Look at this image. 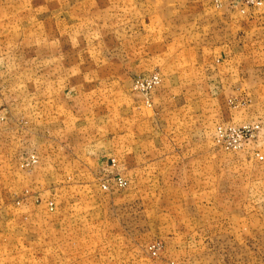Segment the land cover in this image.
<instances>
[{
	"label": "rangeland",
	"instance_id": "rangeland-1",
	"mask_svg": "<svg viewBox=\"0 0 264 264\" xmlns=\"http://www.w3.org/2000/svg\"><path fill=\"white\" fill-rule=\"evenodd\" d=\"M1 1L0 264H264V0Z\"/></svg>",
	"mask_w": 264,
	"mask_h": 264
},
{
	"label": "crops",
	"instance_id": "crops-1",
	"mask_svg": "<svg viewBox=\"0 0 264 264\" xmlns=\"http://www.w3.org/2000/svg\"><path fill=\"white\" fill-rule=\"evenodd\" d=\"M1 2L2 1L0 0V6L1 5L3 6L6 4L5 2H2V4H1ZM10 6H12L11 2L7 0V12H8L7 14L10 13ZM216 17H218V18L215 20V23L219 26V15H217ZM7 21H9V20H7ZM7 21H6V23L4 21V23L1 24V27H8V29H9V27H11V24H10V22H7ZM262 23H264V22H262ZM234 30H236V29H232V35L235 36L237 34V31H234ZM249 31L251 32V35H255V37H249L248 42H249L250 46L248 47L247 52L240 50V49H238V50L229 49L227 51L222 52L221 53L222 55H220V58L221 59H230V60H250L253 62V65H254V69L251 70L253 72V75L254 76H256V75L257 76H261V75L263 76L264 72L262 74V70H264V52H261L259 45L260 44L262 45L263 40H261V39L264 38V24H260L259 26L254 25L253 28L250 29ZM250 32L248 34H250ZM258 34H260V35H258ZM261 49H264V46ZM213 58L215 60L216 59L219 60V54L214 55ZM2 59H4V57H1V54H0V60H2ZM207 59L210 60L211 57H208ZM257 66L260 68L259 69L260 74H258V69H256ZM0 71H1V68H0ZM253 84L254 85H251V86H257L256 84L264 85V79L260 78L259 83L254 82ZM257 89H255L254 91H259L261 89L264 90V88H262V87L257 88ZM126 135H130L134 138L136 137L137 140H141V139L146 138L147 140L145 142H143V143L138 142L137 143L138 144L137 151H141L142 153L145 151L148 153L150 152L152 154V156H154L156 159H158V157L161 154H165L164 153L165 150H168V156L170 157L171 152L176 147V146H174V142L177 139L175 132H169V133L147 132V133L126 134ZM189 135H190V133H184V134H180L179 136L182 137L183 139H185ZM201 136H203V135H201ZM163 138H166L168 140L167 147H165L166 144L163 143V141H160V140H163ZM181 148L183 150L179 149L178 150L179 153L181 151H184V150H190V147H188V146H184Z\"/></svg>",
	"mask_w": 264,
	"mask_h": 264
},
{
	"label": "built area",
	"instance_id": "built-area-1",
	"mask_svg": "<svg viewBox=\"0 0 264 264\" xmlns=\"http://www.w3.org/2000/svg\"><path fill=\"white\" fill-rule=\"evenodd\" d=\"M230 1L232 4H238L239 1H245L246 3H249V4H254L255 2H258L259 0H228ZM221 131V129H220ZM221 134L223 135V133L221 132ZM241 137H243V134L241 135Z\"/></svg>",
	"mask_w": 264,
	"mask_h": 264
}]
</instances>
